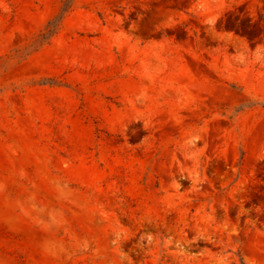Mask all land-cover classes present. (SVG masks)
<instances>
[{
	"label": "rangeland",
	"instance_id": "1",
	"mask_svg": "<svg viewBox=\"0 0 264 264\" xmlns=\"http://www.w3.org/2000/svg\"><path fill=\"white\" fill-rule=\"evenodd\" d=\"M0 264H264V0H0Z\"/></svg>",
	"mask_w": 264,
	"mask_h": 264
}]
</instances>
